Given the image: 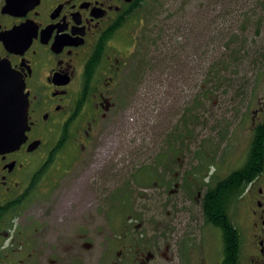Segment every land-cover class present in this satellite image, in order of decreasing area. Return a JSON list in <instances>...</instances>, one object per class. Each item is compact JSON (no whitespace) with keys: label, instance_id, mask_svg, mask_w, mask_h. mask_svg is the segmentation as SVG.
Returning a JSON list of instances; mask_svg holds the SVG:
<instances>
[{"label":"flooded vegetation","instance_id":"flooded-vegetation-1","mask_svg":"<svg viewBox=\"0 0 264 264\" xmlns=\"http://www.w3.org/2000/svg\"><path fill=\"white\" fill-rule=\"evenodd\" d=\"M164 1L0 0L1 110L5 112L2 99L16 95L27 103L25 137L0 150V264L172 263L169 251L174 244L163 238L149 240L140 234L133 240L126 224L118 228L119 236H114L115 229L108 226L112 235L99 244L97 230L92 223L80 224L77 209L67 210L64 217L55 214L60 203L74 204L75 194L66 195L63 187L76 167L72 163L80 159L79 153L99 144L97 140L107 131L99 129L106 128L107 121L116 122L113 115L126 100L117 90L133 83L137 65L144 61V55H137L131 27L145 7ZM173 1L183 0H169ZM242 94L251 137L248 146L258 142L261 163L241 197L250 195L248 212L258 248L255 255L260 259L256 264H264V136H260L264 128V85L255 86L250 95ZM192 96L190 100H194ZM132 101L131 97L124 104L125 112L131 109ZM178 108L177 122L183 112L182 106ZM179 141L184 152L181 162L189 169L179 170L176 161L182 157L161 154L143 163L147 164L145 182L153 180L155 186L160 177L158 186L165 192L171 193V184L183 188L187 195L184 200L190 204L189 222L193 218L218 230L210 225L203 210L204 199L216 183L214 176L211 179L206 174L207 162L215 157L188 155L184 140ZM61 146L70 147L67 165L59 156ZM160 152L167 154L164 149ZM172 164L178 171L172 172ZM94 165L100 170L106 167L104 163ZM142 165L127 178L117 180L115 199L131 198L140 186L143 173L138 174L137 168ZM174 175L184 179L177 183ZM234 210L233 197L225 201L224 216L237 233ZM227 249L222 246L220 264L225 258L228 262ZM234 252L232 264H239L238 237Z\"/></svg>","mask_w":264,"mask_h":264},{"label":"rangeland","instance_id":"rangeland-1","mask_svg":"<svg viewBox=\"0 0 264 264\" xmlns=\"http://www.w3.org/2000/svg\"><path fill=\"white\" fill-rule=\"evenodd\" d=\"M146 11L149 16L135 20L130 29L138 45L137 55L140 58L144 55V61L137 65L133 83L117 90V94L124 93V104L132 97V107L125 112L124 104L120 105L113 115L117 117L116 122L107 121L108 126L99 129L100 132L107 130L97 140L99 144L79 153L80 159L72 163L76 167L71 178L63 184L66 195L75 194L76 200L70 205L60 203L55 214L64 217L67 210L77 209L80 224L92 223L97 230L99 244L112 235L108 226L115 229L114 236H119L118 228L127 224L133 240L141 234L149 240L163 238L172 242L174 245L169 251L173 255L169 257L172 263L167 264H220L222 246L218 230L196 223L193 218L189 222L190 204L184 200L187 195L183 188L177 189L171 184V193L165 192L158 186L160 175L155 186L153 180L145 183L147 164L143 163L163 154L160 148L169 133L175 136L183 132L182 127L175 128L178 107L194 108L195 101L190 99L195 95L200 103L197 113L202 119L196 125L190 120L193 132L186 143V154L198 152L199 141H203L205 154L208 158L215 157L218 163H213L208 170L205 167L209 176L216 171L224 177L242 165L251 139L242 92L250 95L255 86L264 85V0H166L160 5L152 3ZM259 20L261 23L256 26ZM256 31L260 34L256 35ZM219 48L223 77L227 80L233 77L234 81L243 82L245 88L240 95L233 90L230 97L222 94L216 101L207 102L199 95L205 86L202 76L205 65L217 60ZM198 133L199 139H195ZM168 140L170 145H175ZM67 150L63 153V165L71 157ZM171 150L172 156H180L177 148ZM180 157L176 161L179 170H188L182 163L184 156ZM99 163L106 165L104 170L94 165ZM140 165L137 168L138 174L143 173L140 186L133 190L131 198L121 200L117 195L120 198L115 199L117 180L132 175V170ZM171 168L172 172L178 171L174 164ZM249 200L250 195L240 196L232 211L242 236L239 264L260 263L255 255L258 248L250 223Z\"/></svg>","mask_w":264,"mask_h":264},{"label":"trees","instance_id":"trees-1","mask_svg":"<svg viewBox=\"0 0 264 264\" xmlns=\"http://www.w3.org/2000/svg\"><path fill=\"white\" fill-rule=\"evenodd\" d=\"M147 7H145L144 11H141L138 15H140L139 18L136 20L141 21L142 19L146 18V16H149V12L146 11ZM260 20L257 21L255 24L256 26L260 25ZM213 24V23H212ZM216 24V21H214V24ZM261 28V26H260ZM217 30H218V24H217ZM260 34V31H256V35ZM219 35V31L216 34ZM232 42H237L236 40H232ZM217 60H212L208 62L207 65H205V74H208L206 77L203 76V82L205 85L202 90H200V94H202V98H204L207 102L216 101V98L218 95L222 97V94H225L226 97H230L233 92V90L237 91V94H239L242 89L245 88V84L243 82H236L234 81V78L231 77L230 80H227L225 77H223L222 73V63H221V52L220 48L217 50ZM233 62L236 61L235 53L233 54ZM237 83V85L235 84ZM240 95V94H239ZM195 96V95H194ZM243 96V94H242ZM215 98V99H214ZM231 99L229 98L230 105H232ZM195 106L193 112L192 108L186 109V107L183 108V112L181 116L178 119V122L176 123V127H182L183 132L181 134L172 136L170 133L168 134L167 141L165 143L164 151H167V154H164L165 156H171L173 159H177V156H172L171 152H174L171 150V148H177L179 152H181L180 155H183L184 152L181 151V146L179 143V140H184L185 147L187 148V142L190 140L191 133L193 132L192 129H190L189 124L190 120L194 125L199 124L200 120L202 119L201 114H198V110L200 106L199 101L196 99V96L194 97ZM234 101V99H233ZM214 105V104H213ZM242 105L244 106V102H242ZM213 129V128H211ZM195 133V132H194ZM200 133L196 134L194 136L195 139H199ZM260 136H264V128L262 131H260ZM172 140V143L175 145H170V141L168 139ZM192 139V138H191ZM195 143V142H194ZM193 143V144H194ZM258 142L256 143L253 141L251 145L248 146V151L245 156V160L242 163L241 166L238 168H235L233 172L229 173L228 175L221 177L220 175L216 174V171L211 175V179L213 176L215 177L216 183H214V187L212 189H209L207 196L205 197L203 210L205 211V217L207 221L210 223V225H213L214 227L218 228L220 238L222 239V246L228 247V249L225 251V256L228 257V262L226 263V258L223 264H232V260L234 258V250H235V244L237 242L238 237V245H239V252L242 242V236L237 229V233L234 230V226L231 223V221L225 217L226 213H224V205L225 201L230 200L234 197V201L244 192V189L246 188L247 184L250 179L253 178L257 171L258 166L261 163V158L259 155L260 147H258ZM203 141H199V151L196 152V155L204 156L205 154V148L203 147ZM66 146H61L59 148L60 154L59 156H63L64 150ZM186 153V152H185ZM64 157V156H63ZM180 157V156H179ZM148 183V182H145ZM212 183L208 184V186H211ZM230 258V259H229ZM232 258V259H231Z\"/></svg>","mask_w":264,"mask_h":264},{"label":"water","instance_id":"water-1","mask_svg":"<svg viewBox=\"0 0 264 264\" xmlns=\"http://www.w3.org/2000/svg\"><path fill=\"white\" fill-rule=\"evenodd\" d=\"M5 104L1 110L0 102V150L7 149L23 140L27 103L18 95L2 99Z\"/></svg>","mask_w":264,"mask_h":264}]
</instances>
